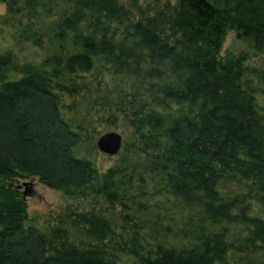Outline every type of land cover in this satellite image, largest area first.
I'll use <instances>...</instances> for the list:
<instances>
[{"label":"trees","instance_id":"trees-1","mask_svg":"<svg viewBox=\"0 0 264 264\" xmlns=\"http://www.w3.org/2000/svg\"><path fill=\"white\" fill-rule=\"evenodd\" d=\"M0 2V264H264V71L219 55L264 0ZM32 177L104 202L26 226Z\"/></svg>","mask_w":264,"mask_h":264},{"label":"rangeland","instance_id":"rangeland-1","mask_svg":"<svg viewBox=\"0 0 264 264\" xmlns=\"http://www.w3.org/2000/svg\"><path fill=\"white\" fill-rule=\"evenodd\" d=\"M127 6L139 5L144 9L157 7L161 3L168 0H121ZM173 1V0H170ZM136 3V4H134ZM6 12L5 5L0 2V14ZM219 55L223 58L226 57H244V63L251 67H256L264 71V53L258 51L253 47L250 40L240 36L235 29H230L226 32ZM125 128L123 126L117 129H109L119 132L124 140ZM107 130V131H109ZM116 155L109 156L102 152H98L96 157V167L99 175L105 172L115 161ZM20 180L19 182L29 180ZM35 187L43 196L42 200L36 198H25L27 203V220L26 226H34L41 231L45 228V219L49 214L56 215L66 212H85L92 207H99L103 204V199L90 192L89 189L85 193L67 194L63 190L48 188L40 183L37 178H34ZM24 187L20 189L22 192Z\"/></svg>","mask_w":264,"mask_h":264},{"label":"water","instance_id":"water-1","mask_svg":"<svg viewBox=\"0 0 264 264\" xmlns=\"http://www.w3.org/2000/svg\"><path fill=\"white\" fill-rule=\"evenodd\" d=\"M122 143V135L114 130L105 131L101 133L96 139V146L99 152H102L109 156L116 155L121 149ZM11 185H15L17 189H21L22 187H24L22 191V195L24 198H35L36 195L38 198L37 200L43 199V196L37 192L34 177L21 183L17 181L16 184L12 183Z\"/></svg>","mask_w":264,"mask_h":264},{"label":"clouds","instance_id":"clouds-1","mask_svg":"<svg viewBox=\"0 0 264 264\" xmlns=\"http://www.w3.org/2000/svg\"><path fill=\"white\" fill-rule=\"evenodd\" d=\"M37 192L40 193L38 190H37ZM35 198L38 199L36 195H35Z\"/></svg>","mask_w":264,"mask_h":264}]
</instances>
